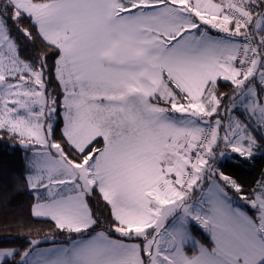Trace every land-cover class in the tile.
<instances>
[{
  "label": "snow or ice",
  "instance_id": "6c2138e0",
  "mask_svg": "<svg viewBox=\"0 0 264 264\" xmlns=\"http://www.w3.org/2000/svg\"><path fill=\"white\" fill-rule=\"evenodd\" d=\"M5 140L50 228L0 264H264V0H0Z\"/></svg>",
  "mask_w": 264,
  "mask_h": 264
},
{
  "label": "trees",
  "instance_id": "16d2710c",
  "mask_svg": "<svg viewBox=\"0 0 264 264\" xmlns=\"http://www.w3.org/2000/svg\"><path fill=\"white\" fill-rule=\"evenodd\" d=\"M11 143L0 142V247L23 249L27 247L25 241L30 232L34 237L40 230L39 235L43 238L48 234L50 224L34 222L30 218L32 197L23 188L22 180L25 153L10 147ZM226 173L249 188L264 173V155L257 154L250 164L226 169Z\"/></svg>",
  "mask_w": 264,
  "mask_h": 264
},
{
  "label": "rangeland",
  "instance_id": "374dc122",
  "mask_svg": "<svg viewBox=\"0 0 264 264\" xmlns=\"http://www.w3.org/2000/svg\"><path fill=\"white\" fill-rule=\"evenodd\" d=\"M45 246H47V245H45Z\"/></svg>",
  "mask_w": 264,
  "mask_h": 264
}]
</instances>
